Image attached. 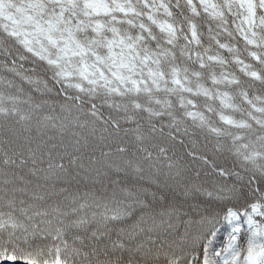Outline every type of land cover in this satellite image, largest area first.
Listing matches in <instances>:
<instances>
[{"label":"snow or ice","instance_id":"obj_1","mask_svg":"<svg viewBox=\"0 0 264 264\" xmlns=\"http://www.w3.org/2000/svg\"><path fill=\"white\" fill-rule=\"evenodd\" d=\"M0 264H264V0H0Z\"/></svg>","mask_w":264,"mask_h":264}]
</instances>
